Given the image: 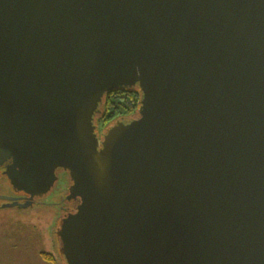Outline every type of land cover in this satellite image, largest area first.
<instances>
[{
	"label": "water",
	"instance_id": "obj_1",
	"mask_svg": "<svg viewBox=\"0 0 264 264\" xmlns=\"http://www.w3.org/2000/svg\"><path fill=\"white\" fill-rule=\"evenodd\" d=\"M1 168L63 264H264V0H0Z\"/></svg>",
	"mask_w": 264,
	"mask_h": 264
},
{
	"label": "rangeland",
	"instance_id": "obj_2",
	"mask_svg": "<svg viewBox=\"0 0 264 264\" xmlns=\"http://www.w3.org/2000/svg\"><path fill=\"white\" fill-rule=\"evenodd\" d=\"M62 180L63 174L44 201L62 190ZM55 213L50 206L0 210V264H63L54 234Z\"/></svg>",
	"mask_w": 264,
	"mask_h": 264
},
{
	"label": "flooded vegetation",
	"instance_id": "obj_3",
	"mask_svg": "<svg viewBox=\"0 0 264 264\" xmlns=\"http://www.w3.org/2000/svg\"><path fill=\"white\" fill-rule=\"evenodd\" d=\"M103 125H99V134H103ZM4 168L0 169V210L3 209H28L34 207H42V206H50L56 213L54 215V225L57 228L58 222L60 221V216L64 212H71L77 202L75 200H68V189L71 185L68 176L66 173H57V181L60 183V175L63 174L62 182V190L60 187L57 191H55L54 195L52 196V200L47 202L44 201L43 198L35 199L36 202L28 207V208H20L19 206H12L14 201L12 199H17L19 204H23L25 200L28 198V195L17 191L15 189L8 177L4 174ZM56 184V183H55ZM55 186V185H54ZM43 253V252H42Z\"/></svg>",
	"mask_w": 264,
	"mask_h": 264
},
{
	"label": "trees",
	"instance_id": "obj_4",
	"mask_svg": "<svg viewBox=\"0 0 264 264\" xmlns=\"http://www.w3.org/2000/svg\"><path fill=\"white\" fill-rule=\"evenodd\" d=\"M140 99L141 94L138 88H122L106 94L101 106L102 113L98 116L97 124L103 125V128H105L119 117L136 115ZM42 256L43 258L45 256L46 260H50L46 254Z\"/></svg>",
	"mask_w": 264,
	"mask_h": 264
}]
</instances>
